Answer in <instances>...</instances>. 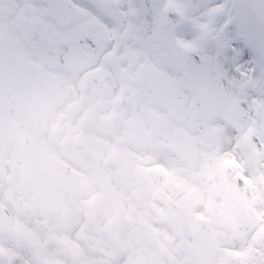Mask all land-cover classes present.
<instances>
[{"label":"flooded vegetation","instance_id":"flooded-vegetation-1","mask_svg":"<svg viewBox=\"0 0 264 264\" xmlns=\"http://www.w3.org/2000/svg\"><path fill=\"white\" fill-rule=\"evenodd\" d=\"M111 4L110 13L123 26L145 24L170 38L172 47H187L182 30L159 23L167 7L181 11L170 0ZM77 14L87 16L88 10L81 7ZM53 16L50 8L21 12L16 0H0V17L16 18L14 30L0 32L27 67L25 82L2 87L19 142L0 149V264H110L113 256L124 264H253L264 253V226L247 231L245 190L235 200L218 186L225 189L229 177L248 168V200L264 206L255 171L264 162L244 159L256 153L254 136L264 145L252 115L256 95L244 100L249 119L243 125L229 121L236 100L231 88L227 115L200 117L192 83L173 63L176 72L150 69L156 78L148 98L142 85L118 86L108 76L74 83L59 73L45 75L36 48L42 34L55 31ZM15 88L30 96L17 99ZM72 95L78 99L68 105ZM62 107V127L52 131L62 151L45 158L39 130ZM71 125L80 133L75 143L67 134ZM226 126L236 135L225 152ZM80 170L93 177L95 194L86 205L79 203Z\"/></svg>","mask_w":264,"mask_h":264},{"label":"snow or ice","instance_id":"snow-or-ice-1","mask_svg":"<svg viewBox=\"0 0 264 264\" xmlns=\"http://www.w3.org/2000/svg\"><path fill=\"white\" fill-rule=\"evenodd\" d=\"M16 4L21 12L51 8L66 14L64 17H50L49 22L56 26L55 31L42 34L38 40L37 58L45 75L59 73L74 83L85 76H108L118 86L124 83L142 85L145 98H148L152 92L151 83L156 78L150 69L178 71L168 55L170 38H161L149 31L145 24L125 27L118 23L109 11L111 0H87L83 4L79 0H16ZM81 7L88 10L87 16L77 14ZM191 7L201 15L214 14L215 19L224 21L226 31L233 35L232 40L223 44L203 37L196 25L186 23L180 29L181 21L176 20L172 24L173 32L182 30L188 37L190 61L201 69L198 75L202 78L210 75L220 85L230 87L235 98L240 101L241 108L246 107L244 100L247 97L264 95V19H257L251 9L232 6L229 12L228 0H224L223 4H216L214 0H192ZM242 11L248 12V35L235 38ZM225 13H228L227 19ZM87 21H91L89 26H85ZM15 27V17H0V29L10 32ZM241 89L246 91L241 93ZM77 99V96L72 95L67 104H73ZM63 114V107L49 113L39 130L43 141L39 150L45 158L49 152L62 151L52 131L57 126L62 127ZM77 128L78 125H71L67 133L74 143L80 135ZM235 135L231 126L225 127L222 137L225 152L230 150L229 146L235 145ZM253 138L258 148L264 147L258 137ZM244 159L250 164L259 165L264 162V155L249 152ZM68 162L76 169L74 160ZM255 171L258 177L264 176V166L256 167ZM251 179L250 170L245 168L236 177V184L242 186ZM77 182L82 192L79 203L86 205L95 194L92 192L93 177L86 170H80ZM261 226H264V206L258 204L254 205L253 213L244 227L253 232ZM110 264H124V260L120 256H113ZM253 264H264V253L254 257Z\"/></svg>","mask_w":264,"mask_h":264},{"label":"water","instance_id":"water-1","mask_svg":"<svg viewBox=\"0 0 264 264\" xmlns=\"http://www.w3.org/2000/svg\"><path fill=\"white\" fill-rule=\"evenodd\" d=\"M230 11L232 6H235L237 9H251L252 13L256 16L257 19H264V0H230L229 1ZM58 11V10H54ZM226 14V13H225ZM248 12L242 11L240 19L238 21L239 27L236 32V37H243L248 35L249 26L247 22ZM214 18V16H213ZM176 20L184 22V17L180 13H176L172 10H167L161 18V22L163 25L173 24ZM214 20H218L215 19ZM181 23V24H182ZM225 36L228 38H233V35L226 31L224 27ZM3 37L0 35V49L4 47L3 42H1ZM1 54V52H0ZM168 55L170 61L177 65L186 76L192 81L193 88L196 92V100L195 105L197 106V112L202 117H214V116H223L227 112V104L229 99V87L226 88L220 85L214 78L210 75L207 77H200L198 73L201 69L193 65L190 61L189 55L190 50L185 47H176V49L169 48ZM4 95L0 93V103H3ZM247 110V106L244 108L240 107L239 101L235 103L232 109V116L230 118L231 121H235V119L239 118L242 121H247V116L245 115V111ZM5 114L6 119L9 120L10 123L6 122L4 124V132L0 133V145H5L6 147L12 143L13 136H11V127L14 129V124L12 125L10 119L9 108L5 105ZM3 127V125H2ZM236 178V177H235ZM232 180V184H236V179ZM247 183L243 184L245 186L246 197L249 194ZM233 186V185H230ZM235 186V185H234ZM230 192L234 193L236 189L234 187H230L228 189Z\"/></svg>","mask_w":264,"mask_h":264},{"label":"rangeland","instance_id":"rangeland-1","mask_svg":"<svg viewBox=\"0 0 264 264\" xmlns=\"http://www.w3.org/2000/svg\"><path fill=\"white\" fill-rule=\"evenodd\" d=\"M170 1L173 2L174 6L176 8H178L179 10H181V12H183L186 16V21L181 26V29L185 26L186 23L196 25L197 27H199L200 32H201L203 37H206V35H208L214 31L215 25L212 22L211 13L206 14V15H201L200 12L194 11L191 7L192 0H170ZM214 2L216 4H219L220 0H214ZM259 99H260V96L257 95L255 103ZM255 111H257V109ZM255 116H256V114H255ZM257 178H258V181H260V183L259 184L257 183L256 186H264V177H262V176L258 177L257 176Z\"/></svg>","mask_w":264,"mask_h":264},{"label":"bare ground","instance_id":"bare-ground-1","mask_svg":"<svg viewBox=\"0 0 264 264\" xmlns=\"http://www.w3.org/2000/svg\"><path fill=\"white\" fill-rule=\"evenodd\" d=\"M220 1L222 2V1H224V0H220ZM220 22H222V21H220ZM219 26H220V23H219Z\"/></svg>","mask_w":264,"mask_h":264}]
</instances>
